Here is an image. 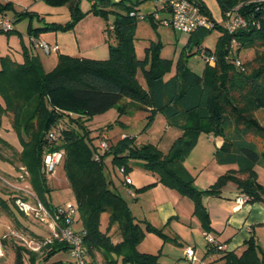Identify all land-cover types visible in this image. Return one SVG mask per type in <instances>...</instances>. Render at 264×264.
<instances>
[{
    "label": "trees",
    "instance_id": "1",
    "mask_svg": "<svg viewBox=\"0 0 264 264\" xmlns=\"http://www.w3.org/2000/svg\"><path fill=\"white\" fill-rule=\"evenodd\" d=\"M54 1L55 5L75 1L71 19L65 24L31 28V36L48 30H70L85 15L76 5L77 0ZM191 1L213 23L212 28H201L190 34L186 44L190 48L195 45L197 54L203 52L214 56V66L206 63L202 75L187 68L184 53L175 63V71L171 72L172 60L159 55L160 42H151L144 49V57L137 58L133 45L137 19L129 15L133 7L122 3H108L120 11L95 4L89 11L105 22L109 51L105 59L62 54L58 55L56 66L44 72L36 58L25 55L23 63H17L8 56L0 57V98L3 102L0 103V128L3 117L10 115L11 127L21 146L17 153V170L26 174L37 198L52 210L54 207L47 199L49 188L42 172L43 156L46 152H64L63 169L78 207L77 218L84 232L83 245L93 263L159 264V254L138 250L146 231L157 234L164 241L175 242L162 228L137 221L132 216L128 203L111 188L112 182L105 176L104 158L107 155H111L113 162L125 173L131 158L142 160L143 167L157 175L156 183L176 190L194 203V214L199 217L205 232H210V226L202 199L219 196L228 183L235 185L239 195L248 197L247 203L264 204V185L258 182L255 172V166L264 160V150H260L264 146V123L255 116L256 112L264 110V0H216L222 20L227 19L229 12L232 17L245 20V25L232 33L213 20L201 0ZM6 7L0 4V13ZM110 15H113L111 22ZM21 16L32 17L33 14L24 12ZM147 19L153 28L157 26L152 15ZM215 29L221 33L215 50L201 47L206 36ZM10 32L6 31L7 34ZM234 49L237 53L253 49L255 54L240 68L235 65L238 58L229 55ZM138 71L145 80V87L137 80ZM111 108H116L120 115L142 110L149 113V120L155 113H162L167 125L181 130L182 134L167 154L151 144L124 152L128 144L122 142L117 147H109L97 159V147L93 146V150L86 142L88 133L83 123ZM66 118L75 127H62L57 139L49 141L46 138L48 132L60 128L59 124ZM201 130L214 132L222 140L213 154L215 162L237 166L236 170L219 176L204 192L194 187L195 175L184 165ZM0 144L15 150L1 137ZM0 159L6 161L2 155ZM14 200L15 197L10 202L13 206ZM0 208L7 216L15 218L2 199ZM104 214L107 215L106 231L100 228ZM113 227L120 235L118 241H114L109 232ZM206 247H209L207 242ZM43 250L45 255L41 264H66L62 260L50 262L57 253L68 252L65 243L55 240ZM219 252L222 256L216 264H264V251L257 246L254 237L245 241L239 253ZM14 255L13 264H25L26 259L29 264H40L36 263L37 253L26 248L15 246Z\"/></svg>",
    "mask_w": 264,
    "mask_h": 264
},
{
    "label": "rangeland",
    "instance_id": "2",
    "mask_svg": "<svg viewBox=\"0 0 264 264\" xmlns=\"http://www.w3.org/2000/svg\"><path fill=\"white\" fill-rule=\"evenodd\" d=\"M55 11L56 10L53 12ZM60 11L65 10L63 8V10L61 9ZM161 16L164 17L163 15ZM54 17H56V15H54ZM57 18L62 17L59 14ZM111 18H113V15H111ZM218 35L219 31L215 29L205 38V44H208V47L210 46L213 51L216 48V41L219 37ZM151 42L161 43L159 55L162 58L172 60L173 66L171 72H174L175 63L179 56L184 52L183 47L187 42L186 34L180 33L171 27L163 26L158 21L157 26L153 28L148 20L142 21L137 19L133 39L137 58L142 59L144 57V48ZM187 48L189 47H185V50H188ZM196 50V46L193 45L191 47V53H186L191 56L185 57L186 55L184 53L183 57L186 61L187 68L198 75H202L206 67V62L201 54L196 53ZM40 51L43 52L42 50ZM254 54L255 52L253 49L240 50L238 53L234 49L229 55L231 57H237L242 65L244 62L251 60L254 57ZM208 65L212 67L214 66V63ZM136 76L140 84L145 87V80L140 71H138ZM148 115L149 113L142 110L135 111L132 114L120 115L116 108H111L101 114L93 115L83 123L84 128L88 133L85 136V140L92 149L93 146L97 147L98 155L101 156L105 153L100 148L102 140H105L109 147H117L122 142H126L128 146L124 152H127L129 149H136L151 144L156 146L161 153L167 154L176 139L182 134V131L168 126L162 113H155L151 120L147 118ZM255 116L260 122L264 123V110L256 112ZM59 126L61 129L62 127L68 126L75 127V124L66 118V120L62 121ZM0 137L15 149L12 151L0 144V155L6 159V161L0 159V199L8 204L9 209L15 215V218L9 217L0 208V264H13L15 246L25 248L23 243L17 239V233L23 234L36 241H43L52 236V230L48 224L42 223L31 217H26L18 211L15 204L13 206L10 203L11 198L23 195V190H28L34 193L31 185L26 179V174H23V171L21 170H17V153L21 150V146L17 134L11 127L10 115L3 117L2 126L0 128ZM219 142L220 137L214 132L207 133L206 131L201 130L196 146L185 159L184 165L193 175H195L194 187L199 191L204 192L212 186L208 181L209 174L214 171V167H220V165L212 159L213 151ZM260 150H264V146H261ZM128 165L129 168L127 173H125L121 171L118 164L113 162L111 155H107L104 158V172L107 180L112 181L111 188L116 189L121 197L128 203L132 216H134L137 221H143L147 218L146 220H152L156 225H159V220L154 211V203H156V200L160 195L153 192L152 188H154V186L139 190L152 184L155 180L156 174L145 169L143 167V161L139 159L131 158ZM257 165L259 167V169H257L259 171V178L261 181H264V160H261ZM258 171H255L256 174ZM44 177L46 185L49 188L47 199L54 208H68L69 206L76 205V201L65 176L63 161L56 166L53 174H44ZM126 177H129L133 181V186L130 185L127 187L125 184ZM230 185L234 186L233 183L227 184V186ZM129 189L131 190V193H129ZM185 201L190 204L192 203L193 211L184 217V220L182 219L179 223L176 221L166 223V228L162 225L159 226H162V231L166 236L168 235L169 238L174 237L172 236L173 230L179 233H184L187 239H180L174 243L169 240L164 241L157 234L146 231L145 237L138 245V250L140 252L159 254V264H177V261L188 264V262L182 258L183 252H185L183 251V248L187 244H190V248H193V242H196L198 248L197 253L201 252L202 255V252L206 249L205 244L207 241L203 234H201L200 230H203V228L199 217L194 214V203L187 197L185 198ZM202 203L205 207L203 199ZM197 221H199L201 227L200 230H198ZM144 222L146 221L144 220ZM142 226L145 228V224L142 223ZM100 228L102 231L107 230V215L105 214L101 216ZM73 229L75 231L81 230V222L78 218L73 225ZM109 232L114 241L119 240L120 235L116 227L111 228ZM261 233L262 230L259 231L258 236L260 239L259 241L256 240V243L257 246L264 251V235ZM35 253H37L36 263L41 264L45 251L41 248ZM68 259L67 253L61 251L50 259V262L56 260L66 262ZM25 264H29L27 259L25 260ZM95 264H99V261Z\"/></svg>",
    "mask_w": 264,
    "mask_h": 264
},
{
    "label": "crops",
    "instance_id": "3",
    "mask_svg": "<svg viewBox=\"0 0 264 264\" xmlns=\"http://www.w3.org/2000/svg\"><path fill=\"white\" fill-rule=\"evenodd\" d=\"M209 12L213 20L219 24H222L221 11L218 7L216 0H201ZM52 2L46 0H0L2 6H7L4 12L0 13V26L2 21H8L10 28L6 33V30L0 32V57L8 56L17 63H23L25 55L31 58H36L40 62L44 72H49L50 69L56 66L58 55H68L72 57H88L93 59H105L108 57V44L104 35L105 22L104 20L96 15L90 13V9L93 4L97 7H104L106 9H113L114 11H120L119 8L110 7L109 4L122 3L126 6H132L141 18L142 21L148 20L147 16L152 15L154 21L157 22L155 16L157 15L158 20L169 16L166 10H161L154 0H77L79 10L85 15L79 20L75 26L67 31H54L48 30L43 31L34 37L29 34L31 28H42L45 24H65L71 19V10L75 6V1H69L62 5H55ZM65 11H60L61 9ZM56 10L55 12H53ZM29 12L33 14L32 17L21 16L20 14ZM62 18H57L58 15ZM56 15V17H54ZM163 15L164 17H162ZM61 19V20H58ZM113 18L109 16V22ZM220 32L219 35L220 36ZM187 36V41L189 35ZM31 37L36 40H43L51 45H57L58 51L51 54H45L41 52L40 48L35 45ZM206 39L202 42L201 47L210 48L208 44H205ZM187 42L184 44L183 53H191V48L185 50ZM149 45V44H148ZM146 45L145 48L148 46ZM144 48V49H145ZM0 103H3L0 98ZM222 143L220 142L215 147H219ZM214 149V151H215ZM213 151V154H214ZM214 160V158L212 157ZM215 161V160H214ZM218 164V163H217ZM220 167H214V171L209 174V183H213L217 178L230 170H236L237 166L234 164L222 165ZM259 169L258 165L255 166V171ZM257 180L261 185H264V181L259 178V171L257 173ZM158 181L157 175L153 183ZM112 182V181H111ZM126 184V183H125ZM127 187L133 186L126 184ZM116 190V189H115ZM155 194L160 195L154 203V211L159 220V225L164 226L166 223H172L173 221L181 222L190 212L193 211V205L185 201V198L177 193L174 189L168 188L161 183H156L152 188ZM117 191V190H116ZM131 192V190L129 189ZM129 192V193H130ZM239 196V192L234 186H224L221 189L219 196H205L203 202L209 216L210 233L213 235L215 240L224 247L223 251L231 252L234 251L239 253L243 247L245 241L254 237L255 240L259 241V231L262 230L264 235V204L262 203H238L236 198ZM135 197V196H134ZM250 204V205H248ZM147 219V218H146ZM153 227L161 228L156 225L152 220H146ZM143 220V221H144ZM141 221V220H138ZM142 225V224H141ZM198 230L201 229L199 221H197ZM164 228V229H165ZM201 234L205 233L202 229ZM172 236L175 237V241L187 239L184 233L173 231ZM168 236V235H167ZM174 237H170L174 240ZM175 243V242H174ZM193 250L195 257L197 258L196 264H216L222 256L219 251H208L205 244V251L197 253L196 242H193ZM183 247V246H182ZM191 245L187 244L186 248H190ZM145 253V252H143ZM68 255V254H67ZM185 261L190 262L185 257ZM179 264L180 262L177 261ZM186 264V263H180Z\"/></svg>",
    "mask_w": 264,
    "mask_h": 264
},
{
    "label": "built area",
    "instance_id": "4",
    "mask_svg": "<svg viewBox=\"0 0 264 264\" xmlns=\"http://www.w3.org/2000/svg\"><path fill=\"white\" fill-rule=\"evenodd\" d=\"M157 5L161 10H166L169 16L163 19H159L157 15L155 18L157 21L166 27H171L174 30L190 35L197 31L198 29L212 28L213 23L211 20L204 15L199 7L191 0H155ZM130 16L134 18H141L135 11L129 13ZM223 27L232 33L237 28L245 25V20L242 17H232L230 12L227 14V19L222 20ZM10 28V23L8 21H2L0 29L8 30ZM109 28H112L111 26ZM106 37L107 33L104 32ZM35 45L39 47L45 54H51L58 51L57 45H51L43 40H36L31 37ZM206 63H214V56H208L205 53H201ZM235 65L241 67V62L237 59L235 60ZM60 133V128H53L48 132L46 138L49 141L57 139ZM100 148L105 152L108 151L109 145L105 140L100 143ZM64 152L54 151L46 152L43 156V166L42 172L44 174L51 175L54 173L55 168L63 161ZM96 158L99 155L96 154ZM124 172L123 168H120ZM22 179V177H21ZM126 184H131V179L129 177L125 178ZM22 191V190H21ZM131 193V192H130ZM248 197L245 195H239L236 201L240 204L247 203ZM14 204L18 211L21 212L26 217L34 218L42 223H46L50 226L52 230V236L43 241H36L30 237H26L23 234L17 233V239H19L26 249L37 252L41 248L49 245L54 240L63 242L68 245V261L66 264H95L87 256L86 249L83 245L84 232L82 230L75 231L73 225L78 217V207L69 206L68 208L55 207L52 210L48 209L35 195V193L23 190V195H18L15 197ZM209 247L208 251L214 249L215 251H223L224 247L220 245L211 233H203ZM185 257L190 262V264H196L197 258L195 257V252L192 248H186Z\"/></svg>",
    "mask_w": 264,
    "mask_h": 264
},
{
    "label": "water",
    "instance_id": "5",
    "mask_svg": "<svg viewBox=\"0 0 264 264\" xmlns=\"http://www.w3.org/2000/svg\"><path fill=\"white\" fill-rule=\"evenodd\" d=\"M44 134L41 135V138H43Z\"/></svg>",
    "mask_w": 264,
    "mask_h": 264
}]
</instances>
